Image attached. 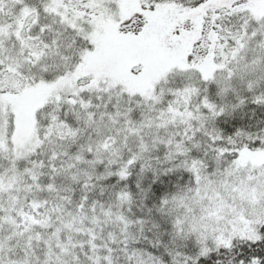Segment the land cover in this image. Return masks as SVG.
<instances>
[{"label": "snow or ice", "instance_id": "snow-or-ice-1", "mask_svg": "<svg viewBox=\"0 0 264 264\" xmlns=\"http://www.w3.org/2000/svg\"><path fill=\"white\" fill-rule=\"evenodd\" d=\"M0 264H264V0H0Z\"/></svg>", "mask_w": 264, "mask_h": 264}]
</instances>
